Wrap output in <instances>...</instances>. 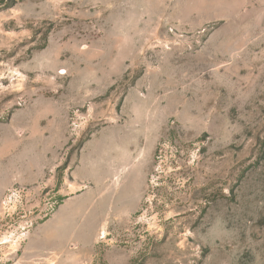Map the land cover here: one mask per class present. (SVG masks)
Masks as SVG:
<instances>
[{
	"label": "rangeland",
	"instance_id": "1",
	"mask_svg": "<svg viewBox=\"0 0 264 264\" xmlns=\"http://www.w3.org/2000/svg\"><path fill=\"white\" fill-rule=\"evenodd\" d=\"M0 264H264V0H0Z\"/></svg>",
	"mask_w": 264,
	"mask_h": 264
}]
</instances>
